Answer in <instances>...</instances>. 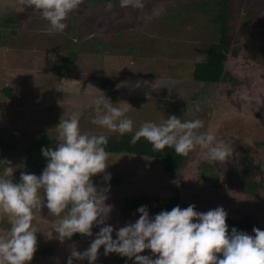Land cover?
Listing matches in <instances>:
<instances>
[{
    "label": "rangeland",
    "instance_id": "374dc122",
    "mask_svg": "<svg viewBox=\"0 0 264 264\" xmlns=\"http://www.w3.org/2000/svg\"><path fill=\"white\" fill-rule=\"evenodd\" d=\"M196 1L200 0H143L142 9L114 3L107 9V3L82 0L67 17V28L50 34L48 22L25 0H0V90H13V97L0 93V136L17 147L12 151L0 148V159L19 165L20 151L42 131L55 142L54 127L63 115L67 118L73 112L80 113L82 129L111 136L114 133L90 122L91 101L102 91L113 103L130 104L127 115L134 120V129L146 120L160 122L184 108L182 119L205 122L201 131L224 138L230 146L241 140L254 151L253 143L264 141V113L250 119L245 112L250 107L257 111L264 99V0L231 2L237 30L228 66L239 84L202 86V100H187V108L184 96L176 100L170 96L171 83L166 82L183 79L194 85L187 75L195 62L203 61L213 39L211 17L205 9L194 7ZM132 48L133 66L127 68ZM257 96L260 103L254 99ZM260 158L257 180L264 175V152ZM108 163L106 171L111 177L121 178L120 184L109 183L107 203L113 207L107 223L115 228L138 219L122 216L127 198L170 197L176 187L185 207L195 204L197 211H207L223 206L231 217L246 214L233 190L218 187L217 167L205 159L199 146L175 176L165 171L162 160L138 155L110 154ZM26 171L38 174L36 169ZM103 175L93 177L98 186H104L98 179ZM249 208L258 220L264 218V203ZM58 219L46 207L36 212L33 224L45 232L37 233V250L50 248L45 255H34L30 264H66L73 248L83 251L90 245L94 236L61 243L53 232L49 238ZM99 227L94 226L93 233ZM9 228L7 217L0 215V234ZM142 254L150 255L151 250ZM122 258L116 253L104 255L101 246L96 264H125ZM74 264L88 262L74 260Z\"/></svg>",
    "mask_w": 264,
    "mask_h": 264
},
{
    "label": "clouds",
    "instance_id": "9594fccd",
    "mask_svg": "<svg viewBox=\"0 0 264 264\" xmlns=\"http://www.w3.org/2000/svg\"><path fill=\"white\" fill-rule=\"evenodd\" d=\"M25 2L48 22L49 33L55 34L67 28V17L82 0ZM118 6L142 9L144 3L118 0ZM112 7V0H108L106 8ZM102 93L91 101L90 122L98 128L120 136L132 133L131 144L144 138L153 151L170 147L176 154L187 156L199 146L209 163H225L233 157L234 148L224 138L201 131L205 122L200 118L182 119L171 114L160 122L146 120L134 129V120L127 115L130 104L113 103ZM254 99L261 102L259 96ZM54 130L55 147L41 148L46 158L41 174L21 171L16 180L14 173L24 166L0 159V215L10 224L0 234V264H30L37 250V233L42 231L33 220L44 207L59 218L49 238L53 232L61 243L76 233L94 236L85 250L73 248L66 264H74V260L96 264L101 246L104 255L126 257L125 264L128 260L133 264H264V229L254 227V234H250L233 226L229 232L228 213L223 206L197 211L195 204L184 208L176 205L150 215L148 206L141 205L134 222L119 228L107 223L113 207L107 203L111 180V173L106 171L108 135L82 129L79 112L67 118L63 115ZM100 173L104 174V186L93 180ZM94 226H100L95 233ZM146 249L151 250L150 255L142 254Z\"/></svg>",
    "mask_w": 264,
    "mask_h": 264
},
{
    "label": "trees",
    "instance_id": "16d2710c",
    "mask_svg": "<svg viewBox=\"0 0 264 264\" xmlns=\"http://www.w3.org/2000/svg\"><path fill=\"white\" fill-rule=\"evenodd\" d=\"M92 1L100 5L108 3V0ZM232 1L233 0H200L194 3L195 8H199L200 10L205 9L208 15L211 17L210 22L214 27L212 31L213 39L209 43L203 61L195 62L194 68L190 74L188 73L187 75L188 79H191L194 85H187L189 81L183 83V79L179 81L182 83L175 82L173 79H170L166 82L169 84L171 83V87H169L170 96L174 100L178 98L181 99L184 96L187 108L190 107L189 104L191 102L202 100L203 92L200 89L202 86L207 87L213 85L221 86L226 84H239L234 76L230 73V68L228 66L230 56H232L234 52L231 47L233 44V37L237 30V22L232 11ZM112 2L114 4H118V0H112ZM133 52H135V49H130L129 54H131V56L127 58V68H132L133 66ZM63 69L65 70L67 67H64ZM184 77L186 76L184 75ZM185 85L187 89L184 91ZM0 93H3L8 97H13V90L10 87L3 88L0 90ZM187 100L190 101L189 104ZM245 106L250 107L249 105ZM173 107L179 109L177 106ZM250 108L252 109H248L245 112V114H249L250 119L254 117L261 118L262 113H264V99L262 105L257 109V111H253V107ZM152 109L153 108H151V110ZM183 111L184 108H180L173 114L181 116ZM251 111L254 113H251ZM250 113L252 115H250ZM131 136L132 133H126L119 137H117L114 133L109 136V143L107 145V150L109 153L112 155H138L149 159L152 158L162 160L165 166V171L168 174L174 176L191 158L192 151L187 156L176 154L174 149L170 147H165V149L161 151H153L151 144L144 138H141V140L136 144H131L129 143ZM240 141L241 140H237L234 144H232V147L234 148L232 159L225 163H214L217 167V170L215 171V181L218 187L222 186L227 190H233L234 194L239 198V200L237 199L238 204L245 208L246 214L244 216L231 217L228 214L226 223L229 226V232H231V228L234 226L238 230H243L250 234H254L252 232L254 227L264 229V218L258 220L253 213H249L251 212V208H249L250 205H259L264 203V175H262L261 180H257V173L259 172L258 162L261 159L260 153L264 152V141L254 142L252 145L254 147V151H252L247 143H241ZM42 147H55L54 139H51V137H49L45 131H42L38 139L20 151L19 165H23L24 167L18 169L17 176L14 177V179L18 180L20 172L26 171L27 168L36 169L38 173L37 175L41 174L43 168L46 166L44 159L45 157L41 153ZM0 148H4L7 151L17 150L15 145L8 143L6 139L1 136ZM252 152H254L253 155ZM98 179H101L103 182L102 177L98 176ZM95 183L99 184L98 181ZM108 183L120 184L121 178L118 176H112ZM174 191L175 193L170 197L147 198L145 196L137 195L127 198L121 207L122 216H124L126 219L135 217L138 218L139 213L136 210L141 205L148 206L150 215H154L161 210H171V208L176 205L184 208L185 206L181 199L178 188L176 187ZM83 236L84 235L77 233L74 234L70 240L72 242H77L83 238ZM49 248L50 246L41 248L37 250L34 255H45L44 253L49 252ZM122 259L127 260L126 257H123ZM128 261L131 262L132 260Z\"/></svg>",
    "mask_w": 264,
    "mask_h": 264
}]
</instances>
